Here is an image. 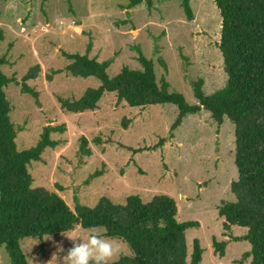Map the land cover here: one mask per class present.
<instances>
[{
    "label": "rangeland",
    "instance_id": "rangeland-1",
    "mask_svg": "<svg viewBox=\"0 0 264 264\" xmlns=\"http://www.w3.org/2000/svg\"><path fill=\"white\" fill-rule=\"evenodd\" d=\"M150 2L151 8L142 4L129 9V0H0V52L7 59L2 73L22 83L31 68L41 69L27 82L37 97L23 93L15 83L5 88L11 121L23 128L17 149L34 148L44 127L64 124V134L52 135L61 145L46 149L40 162L29 164L32 188L56 192L73 211L77 205L94 208L102 198L123 205L133 195L144 202L156 195L170 196L179 222L198 223L186 232L188 259L198 240L203 250L200 264H237L250 250L247 242L227 244L223 258L212 246L214 239L230 242L217 211L222 202L234 201L230 185L238 178L231 122L218 125L202 110L185 117L171 133L178 116L173 104L130 108L114 93L105 94L94 112L67 113L59 104V99L78 100L101 85L92 77L71 76L66 71L70 61L62 52L111 61L107 73L113 78L124 67L142 70L140 51L153 62L158 82L165 78L169 91L181 94L190 105L198 104L193 82L203 81L206 96L226 86L218 49L221 17L214 0H190L191 22L180 0ZM82 137L91 156L80 153ZM96 172L102 175L90 178ZM67 235L82 237L86 232L77 227ZM71 246L66 235H59L25 240L23 250L29 264H63ZM132 255L122 241L114 261ZM0 264H10L5 246L0 248Z\"/></svg>",
    "mask_w": 264,
    "mask_h": 264
},
{
    "label": "trees",
    "instance_id": "trees-1",
    "mask_svg": "<svg viewBox=\"0 0 264 264\" xmlns=\"http://www.w3.org/2000/svg\"><path fill=\"white\" fill-rule=\"evenodd\" d=\"M180 2L186 20L191 22L194 15L190 0ZM214 3L221 17L218 49L227 75L222 90L206 96L203 81L199 79L192 84L198 104L190 105L181 94L169 91L165 78L158 82L153 62L140 51L138 60L142 70L124 67L113 78L107 73L111 61L99 62L88 54L62 52L70 61L66 71L71 76L92 77L101 85L86 90L78 100L59 99V104L67 113L94 112L109 93L116 94L117 101L130 108L173 104L178 116L171 133L185 117L202 110L209 112L218 125L224 120L231 122L235 127L238 178L230 185L234 201L222 202L218 217L230 241L250 245L237 264L248 259L249 264H264V0H214ZM142 4L151 8L150 0H129L128 8ZM3 41L4 32L0 29V45ZM90 49L91 44L87 52ZM5 64L7 59L0 52V248L5 246L10 264H29L23 250L25 240L67 235L77 227L101 228L107 237L119 238L128 245L133 255L120 256L113 264H200L203 253L200 242L193 241L189 260L186 238L187 230L198 223L179 222L176 201L170 196L156 195L144 202L133 195L123 205L102 198L94 208L77 205L73 211L56 192L32 188L29 164L40 162L46 149L61 145L52 135L64 134L66 126L47 125L34 148L18 151L16 140L23 128L11 121L12 106L5 88L15 83L21 85L23 93L37 97L27 82L35 80L41 69L34 66L19 83L15 77L2 73ZM122 126L128 129V120L124 119ZM80 153L91 156L85 137L81 138ZM101 175L96 172L90 178ZM228 241L213 240L217 256H225Z\"/></svg>",
    "mask_w": 264,
    "mask_h": 264
},
{
    "label": "clouds",
    "instance_id": "clouds-1",
    "mask_svg": "<svg viewBox=\"0 0 264 264\" xmlns=\"http://www.w3.org/2000/svg\"><path fill=\"white\" fill-rule=\"evenodd\" d=\"M86 235H66L72 246L63 257V264H113L122 251V241L107 237L96 227L84 230ZM63 251V248L59 249Z\"/></svg>",
    "mask_w": 264,
    "mask_h": 264
},
{
    "label": "crops",
    "instance_id": "crops-1",
    "mask_svg": "<svg viewBox=\"0 0 264 264\" xmlns=\"http://www.w3.org/2000/svg\"><path fill=\"white\" fill-rule=\"evenodd\" d=\"M234 234L236 235V231H234ZM228 238H229V237H228ZM230 243H240V242L230 241L228 244L230 245Z\"/></svg>",
    "mask_w": 264,
    "mask_h": 264
},
{
    "label": "built area",
    "instance_id": "built-area-1",
    "mask_svg": "<svg viewBox=\"0 0 264 264\" xmlns=\"http://www.w3.org/2000/svg\"><path fill=\"white\" fill-rule=\"evenodd\" d=\"M63 24V23H62Z\"/></svg>",
    "mask_w": 264,
    "mask_h": 264
}]
</instances>
